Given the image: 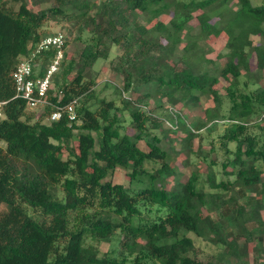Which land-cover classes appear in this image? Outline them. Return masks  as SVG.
Here are the masks:
<instances>
[{
  "label": "trees",
  "instance_id": "obj_1",
  "mask_svg": "<svg viewBox=\"0 0 264 264\" xmlns=\"http://www.w3.org/2000/svg\"><path fill=\"white\" fill-rule=\"evenodd\" d=\"M14 1L17 7L0 0V264H252L244 259L249 245L264 252V202L253 196L264 187V5L32 0L35 10L27 0ZM50 21H64L81 46L64 51L47 92L50 104L37 107L35 116L15 97L11 73L51 34ZM221 35L226 52L214 58L209 44ZM113 46L119 54L111 68L122 77L115 88L119 95L137 94L134 100L122 96V108L97 96L91 73ZM54 53L49 48L33 56V76L44 75ZM251 82L257 86L248 90ZM220 88L230 102L226 114L219 110ZM155 94L177 110L205 96L211 122L227 119L221 145L232 157L221 163L219 179L211 162L204 179L192 171L168 187L175 172L163 139L182 133L188 143L206 122L191 127L180 113L177 128L165 126L163 118L171 116L158 111L159 102L152 105ZM74 98V120L65 112L48 120L56 106ZM124 109L131 135L122 129ZM146 162L159 165L151 171ZM116 168L126 170L128 185L111 180ZM189 233L220 248L216 261L192 255ZM113 240L116 248L101 253L98 243Z\"/></svg>",
  "mask_w": 264,
  "mask_h": 264
},
{
  "label": "rangeland",
  "instance_id": "obj_2",
  "mask_svg": "<svg viewBox=\"0 0 264 264\" xmlns=\"http://www.w3.org/2000/svg\"><path fill=\"white\" fill-rule=\"evenodd\" d=\"M7 4L13 5L14 7H17L19 5V2L14 0H5ZM29 5L34 8L35 10L38 9V5H35L32 0H27ZM253 5H264V0H251ZM193 25L196 26L197 21L194 19L191 21ZM66 26V27H65ZM47 34L48 33H54L61 31L66 35V40L68 41V45L65 48V52L68 54H71L74 49L79 48L81 46V43L78 41L72 40V37L75 35V33H69L67 29V24L62 21L61 23H57L56 21H50L48 22L46 26ZM254 43H257L259 41V38L257 36L251 37ZM225 37L219 36L216 38L214 42H211L209 44L210 47V56L216 57L217 54L221 53L224 54L226 52L225 49ZM117 54H119V51L115 46L111 48L110 55L108 59H100L98 60L91 71L92 75L95 76L96 84L94 86V90L98 97H104L106 99H113L116 103V105L119 108H122L121 103V97L126 96L134 100L137 96L136 93L130 94L128 92H124V95H119L117 92V89L115 87L122 86V77L119 74H116L114 70L111 68V62L114 61V59L117 57ZM226 61V57L222 56L219 58L218 62L222 65H224ZM246 78L244 76L240 77V81L242 82ZM260 85H264V76L259 82ZM257 86L255 83H249L248 84V90H252ZM219 92L221 94V106L219 108L220 112L222 114H226L228 107H229V100L225 96V90L223 88L219 89ZM153 98V99H152ZM150 102L153 104H157L158 102L162 104L160 106L159 112H162L169 107V103L166 101L165 98L160 97L159 94H155L152 96ZM155 98V99H154ZM206 108H212V105L208 101V99L205 96H201L199 102L191 104L189 108H180V113L184 118L186 119V123L191 127H193V124L197 121L206 122V125L199 129L197 131V135L192 138V140L188 143L184 142L182 140V133H176L175 135L169 134L167 135V138L163 139V146L166 148L169 152V163L172 169L175 173L174 175L170 176L166 180V184L169 188H176L175 184L178 181H185L190 173L192 171H197L201 179L205 178L206 173V166L207 164L214 162L215 164L212 166L213 170L217 173V179L221 177L220 171L222 170L221 163L230 159L232 157L231 153H225L224 148L221 145V134L223 133L224 128L227 124V119H218L214 123H212V117H211V110ZM40 108L35 109H28L29 111L35 112V116L39 114ZM121 118L123 119L122 123V129L125 130L128 134H132L133 130L131 128V125L129 123V115L128 110H122L120 112ZM1 116V112H0ZM255 118V117H254ZM253 118V120H255ZM48 122V120L46 121ZM166 126V124H165ZM251 132L258 133L259 131L256 128H251ZM158 133V131H157ZM161 135L160 133H158ZM0 144H3L0 142ZM138 145L144 149L148 150L147 145L144 141H138ZM226 147L228 150H234L235 149V143L229 142L227 143ZM65 156V154L63 155ZM154 165V166H153ZM159 165L158 162L155 163H148L146 162V166L148 170L152 171L153 167H157ZM126 170L116 168L113 172V175L111 176V180L116 183H122L124 185H128V179L125 175ZM250 195V194H248ZM256 198H262L264 202V187L262 189V192H257V194H253ZM243 200H241L242 202ZM28 212L32 213L33 210L31 208H27ZM204 213L207 211L203 210ZM263 218H264V209L261 211ZM211 216L214 217L215 214L211 213ZM254 225V224H252ZM264 230V225L260 226ZM190 234V233H189ZM190 236L193 237L195 248L194 253L192 255L202 261L206 260H213L216 261V257H218V251L220 248L215 246L213 243L203 240L199 237L194 236L193 234H190ZM264 236V235H263ZM262 245H264V240ZM117 246V241L113 240L112 242H100L98 243V247L100 249V252L103 253L105 251H109L111 249H115ZM251 247V250L248 252V255L244 257V259H247L249 263L256 264L259 262L264 261V252L262 250H252L253 244L249 245ZM258 256V257H256ZM258 261H256V260ZM147 264H160L159 261H148Z\"/></svg>",
  "mask_w": 264,
  "mask_h": 264
},
{
  "label": "built area",
  "instance_id": "obj_3",
  "mask_svg": "<svg viewBox=\"0 0 264 264\" xmlns=\"http://www.w3.org/2000/svg\"><path fill=\"white\" fill-rule=\"evenodd\" d=\"M65 42L66 35L61 31L44 36L36 46L32 56L20 60L12 70L11 76L15 86V97L24 99L28 108L34 109L50 104L47 99V92L52 86V76L59 70L62 63ZM49 48H54L55 53L44 75L33 76L34 71L31 63L33 56ZM77 105L78 98H74L63 106H56V110L51 113L48 120L60 118L62 112L66 113L69 120H74ZM167 110L171 117L163 118L164 124L170 128H177V117L180 112L173 106L167 107Z\"/></svg>",
  "mask_w": 264,
  "mask_h": 264
}]
</instances>
